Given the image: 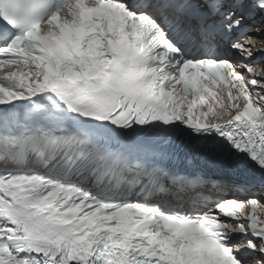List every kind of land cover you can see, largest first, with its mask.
<instances>
[{
	"label": "snow or ice",
	"instance_id": "6c2138e0",
	"mask_svg": "<svg viewBox=\"0 0 264 264\" xmlns=\"http://www.w3.org/2000/svg\"><path fill=\"white\" fill-rule=\"evenodd\" d=\"M233 189L264 192V0H0V264H264Z\"/></svg>",
	"mask_w": 264,
	"mask_h": 264
}]
</instances>
